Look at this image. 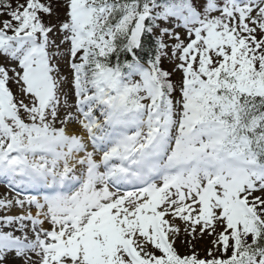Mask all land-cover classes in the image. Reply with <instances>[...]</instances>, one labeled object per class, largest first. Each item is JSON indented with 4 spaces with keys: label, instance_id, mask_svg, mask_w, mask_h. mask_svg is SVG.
Returning a JSON list of instances; mask_svg holds the SVG:
<instances>
[{
    "label": "snow or ice",
    "instance_id": "obj_1",
    "mask_svg": "<svg viewBox=\"0 0 264 264\" xmlns=\"http://www.w3.org/2000/svg\"><path fill=\"white\" fill-rule=\"evenodd\" d=\"M0 264H264V0H0Z\"/></svg>",
    "mask_w": 264,
    "mask_h": 264
},
{
    "label": "rangeland",
    "instance_id": "obj_2",
    "mask_svg": "<svg viewBox=\"0 0 264 264\" xmlns=\"http://www.w3.org/2000/svg\"><path fill=\"white\" fill-rule=\"evenodd\" d=\"M3 193V190L1 189V187H0V194H2Z\"/></svg>",
    "mask_w": 264,
    "mask_h": 264
}]
</instances>
